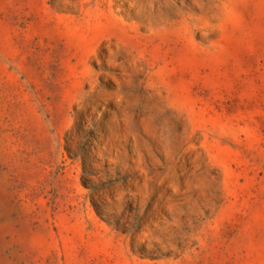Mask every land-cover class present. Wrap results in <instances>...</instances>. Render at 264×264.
I'll list each match as a JSON object with an SVG mask.
<instances>
[{"label": "rangeland", "instance_id": "rangeland-1", "mask_svg": "<svg viewBox=\"0 0 264 264\" xmlns=\"http://www.w3.org/2000/svg\"><path fill=\"white\" fill-rule=\"evenodd\" d=\"M0 264H264V0H0Z\"/></svg>", "mask_w": 264, "mask_h": 264}]
</instances>
